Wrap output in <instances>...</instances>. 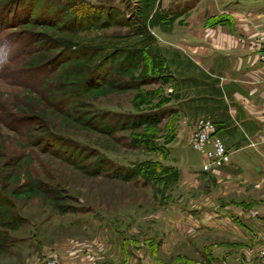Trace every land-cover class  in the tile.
I'll use <instances>...</instances> for the list:
<instances>
[{
	"label": "rangeland",
	"instance_id": "rangeland-1",
	"mask_svg": "<svg viewBox=\"0 0 264 264\" xmlns=\"http://www.w3.org/2000/svg\"><path fill=\"white\" fill-rule=\"evenodd\" d=\"M86 1L104 9L39 0L28 16H15L20 23L10 16L0 22V264H41L56 258L49 247L76 234H106L122 255L129 244L130 258L105 264H264L260 244L188 229L187 208L180 218L171 211L169 195L184 189L176 164L184 159L169 149L176 121L133 117L157 111L170 93L164 83L146 79V59L129 61L128 71L122 57L94 69L100 54L91 51L87 59L59 64L66 54L58 39L71 29L79 40L98 43L145 22L156 37L172 30L183 9L162 7L160 0ZM245 23L256 24L264 44V17ZM231 24L238 29V22ZM151 65L153 73L160 70ZM154 142L166 150L136 145ZM144 161L169 167L168 177L146 181L136 172ZM179 201L185 205V198Z\"/></svg>",
	"mask_w": 264,
	"mask_h": 264
},
{
	"label": "crops",
	"instance_id": "crops-1",
	"mask_svg": "<svg viewBox=\"0 0 264 264\" xmlns=\"http://www.w3.org/2000/svg\"><path fill=\"white\" fill-rule=\"evenodd\" d=\"M160 3L183 9L170 32L156 35V47L169 76L165 84L170 92L169 117L176 121V136L169 149L184 159L176 163L184 193L169 195L170 209L180 218L187 208L182 220L188 229L241 237L257 246V236L264 232V63L259 57L263 43L256 24L245 22L264 17V0ZM183 18L187 24H176ZM212 20L220 24H205ZM198 117L213 121L231 152L229 162L219 168L203 171L202 155L189 145ZM184 198L183 206L179 200ZM114 247L106 234L91 238L76 234L47 252L63 264H105L132 256L129 244L123 246V255L118 254L119 248L114 253Z\"/></svg>",
	"mask_w": 264,
	"mask_h": 264
},
{
	"label": "trees",
	"instance_id": "trees-1",
	"mask_svg": "<svg viewBox=\"0 0 264 264\" xmlns=\"http://www.w3.org/2000/svg\"><path fill=\"white\" fill-rule=\"evenodd\" d=\"M59 1L64 2L65 0H59ZM70 1L74 4L83 7L85 10L104 9L103 8L104 5L96 6L86 0H70ZM38 2L39 0H7L4 3V6L0 9L1 10L0 22L2 21L1 23H5V21H7V17L10 16L11 18H14V20L12 21L13 23L16 22L20 23V20L18 21V18L16 20L15 16L20 17V14L22 15V17L23 15L28 16L29 12L36 6ZM110 9L112 10L113 8L110 7ZM110 9L108 8L107 11ZM43 13L44 16L52 14V12L46 10H43ZM75 32L73 31V29H71L69 30L68 34L59 37L58 39L60 43L59 48L61 51H63L66 54L59 61V64L70 59L72 60L74 58L81 60L85 58L87 59V57L90 56L88 52L95 51V54L97 53L100 54V58L97 60V62H95L94 69L101 67L105 62L115 61L119 57H122L121 65L124 64L123 68L128 71L130 69V66L128 65L129 61L141 56L143 60L146 59V65L148 71L146 75L147 76L149 75L148 78L146 79H149V81L152 82H155L156 80L158 83H164V84L168 82L169 76L165 69L162 56L158 53L156 47L157 46L156 37L148 28L145 22H135L134 24L130 23L125 33L113 36L112 39H110L111 37L109 39L106 38L100 39L98 43H96L95 41L89 42L85 40H79L76 37ZM151 62L156 67L158 65L161 71L159 70L153 73L154 66L151 65ZM167 102L165 101L163 103H160V105L157 106V109H155L157 111H154L153 113H150L152 111H140L135 113L133 117L136 119L141 118V120H143L142 122H144L146 116L150 117V115H156V116L158 115L155 121L157 123L165 116L171 114V109L167 106ZM157 144H158L157 142H154L152 144L139 143L136 145L143 147L145 150L153 151V152H157V151L160 152L166 150L165 147L159 146ZM154 165L161 166L163 170L160 171L159 173H154V170L152 173H149L150 167ZM154 165L151 161H144L142 162L140 167L136 170V172L141 173V177H143L146 181H155L156 179H161L164 176L168 177V173H166V175L163 174L164 171L169 170V167H164V165H161L159 161L158 163H154Z\"/></svg>",
	"mask_w": 264,
	"mask_h": 264
},
{
	"label": "built area",
	"instance_id": "built-area-1",
	"mask_svg": "<svg viewBox=\"0 0 264 264\" xmlns=\"http://www.w3.org/2000/svg\"><path fill=\"white\" fill-rule=\"evenodd\" d=\"M260 60L264 63V44L262 45ZM264 81V79H263ZM190 146L203 157L202 169L205 171L219 168L229 162L231 152L226 149L216 133V126L209 118L198 117L191 132ZM256 242L260 244V255L264 257V232L259 233ZM41 264H61L56 258L48 257Z\"/></svg>",
	"mask_w": 264,
	"mask_h": 264
}]
</instances>
